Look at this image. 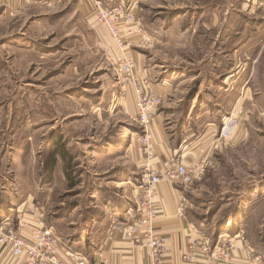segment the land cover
I'll list each match as a JSON object with an SVG mask.
<instances>
[{
  "label": "rangeland",
  "instance_id": "374dc122",
  "mask_svg": "<svg viewBox=\"0 0 264 264\" xmlns=\"http://www.w3.org/2000/svg\"><path fill=\"white\" fill-rule=\"evenodd\" d=\"M131 2L139 3L136 12L140 13L143 33L156 35L160 42L149 47L134 46L129 52L140 53L145 64L150 62L148 66L160 72L169 67L192 75L198 72V80L205 82L206 72L215 71L222 60L224 66L237 63L232 56L234 50L239 62L246 58L252 61L250 68L254 66L256 73L245 90L247 95L244 91L239 94L241 89L237 87L231 93H220L218 87L213 90L218 98L236 93L235 105L224 117L236 116L239 127L218 152H212L214 167L191 185L190 210L214 241L229 235L234 222L239 223L240 217L233 219L238 213L248 216L254 212L241 226H249L252 234L261 232L264 0ZM75 4L76 0H0V187L10 186L9 194L33 198V204L44 208L47 217L65 215L59 223L62 234L68 231L71 220L89 207L94 175L105 171V160L90 155L93 144L89 142H102L107 136L125 131L127 124L132 131L140 132L111 94L116 82L125 87L113 65L117 51L112 54L96 41L94 26L89 25L94 12H88L86 19ZM100 25L117 47L108 30ZM245 44L257 47L255 53L250 50L244 55ZM98 82L104 86L102 91L95 88ZM103 92L106 96L99 104ZM110 157L119 158L115 153ZM51 163L54 166L49 172ZM100 179L104 182L106 178ZM249 195H254V200L250 201ZM75 206L80 208L75 210ZM93 213L98 216L100 211L92 209Z\"/></svg>",
  "mask_w": 264,
  "mask_h": 264
},
{
  "label": "crops",
  "instance_id": "0c3cea01",
  "mask_svg": "<svg viewBox=\"0 0 264 264\" xmlns=\"http://www.w3.org/2000/svg\"><path fill=\"white\" fill-rule=\"evenodd\" d=\"M100 1L110 6L123 3V0ZM131 1L128 0V2ZM75 6L86 16V19H88V12L93 11L90 0H76ZM136 16L139 19L140 13L136 12ZM90 19L92 22H89V25L94 26L91 29L96 41H99L100 45L110 53L116 52V47L111 43L108 34L102 29L96 17L90 15ZM145 36L151 40L152 44L160 42L156 35L152 37L145 32ZM256 48L245 44L242 46V52L246 55L248 51L254 50L255 53ZM129 56L140 68L148 71L155 83V90L162 99L163 110L158 112L153 123L156 153L154 164L159 171L175 160L192 165L205 156L216 129L222 126L224 119L227 118L224 116L231 113L236 97V93H232L221 94V98H218L213 90L218 87L222 90L220 93H231L237 87L241 89L239 94L244 91L243 94L247 95L245 90L249 89L250 82L256 73L254 66L250 68L252 61L246 58L239 62L240 57L235 50L232 56L237 59V63L224 66L225 61L222 60L216 65L215 71L206 72L205 80L207 81L205 82L198 80L201 73L195 72L192 75L185 70L178 72L173 67L163 68L164 70L160 72L156 67L148 66L150 62L145 64L140 53H134L132 50ZM223 72L225 74H222ZM220 75L224 77L221 79ZM193 83L196 85L192 86ZM232 85L235 86L231 87ZM102 87L104 86L98 82V87L95 88L101 90ZM111 94L116 98L117 104L122 107L127 119L133 124L131 117L135 113V97L132 90L121 87L116 82ZM103 96H106V92L99 97L100 100L97 101L99 104ZM215 98L218 100L215 101ZM224 98L225 102L222 101ZM176 116L179 117V121H176ZM129 127V124L125 125V131L121 130L115 135L107 136L102 142H89L90 145L93 144L92 149H89L90 155H98L100 159L105 160V171L102 175H94L92 182L94 189L88 200L90 205L85 211L81 210L79 217L71 220L65 234L59 230V223L65 219V215L53 214L52 218L47 217L44 214V208L37 205L38 203L33 204V198L24 199L19 195L9 194L7 191L10 190V186L0 187V223L14 222L16 228L26 238H32L39 228L52 227L60 237L56 252L64 261H68L73 252H83L89 264H150L145 249L137 248L120 232L110 235L112 225L132 224L135 221L136 208L141 199L137 172L143 161V154L136 140L138 133ZM114 153L119 158L110 157V155L114 156ZM219 156L217 154L216 158L219 159ZM101 177L106 178L104 182L100 181ZM191 187L168 182L161 183L157 187L155 201L158 215L155 231L166 240L165 264H220L211 258L197 257L191 260L188 257L193 240L209 241L213 246L218 241V239L212 240L204 233L202 223L198 221L199 218L190 210L192 207L190 191L191 194L193 192ZM253 193L256 194V192ZM252 197L249 195L250 201L254 200ZM247 205L248 202L244 207L246 208ZM181 206L186 208L183 218L179 214ZM78 208L80 207H74L75 210ZM92 209L99 210L100 214L90 215L89 212ZM73 214L74 211L70 216L72 217ZM252 215L254 212L248 216L253 217ZM248 216L246 213H238L233 219L240 217L239 223L234 222L235 226L228 231L236 249L233 264H253V259L256 257H260L264 262V228H261V232L250 233L249 226L246 224L241 226L246 218H250ZM0 264H19V261L0 248Z\"/></svg>",
  "mask_w": 264,
  "mask_h": 264
},
{
  "label": "built area",
  "instance_id": "2783aa9c",
  "mask_svg": "<svg viewBox=\"0 0 264 264\" xmlns=\"http://www.w3.org/2000/svg\"><path fill=\"white\" fill-rule=\"evenodd\" d=\"M94 16L111 34L116 43L113 65L125 88L132 90L135 97V113L131 122L140 130L137 143L141 147L143 161L142 177L139 182L141 199L136 208V219L132 224H114L110 235L122 233L126 240L137 248L145 249L150 264H165L166 240L155 231L158 211L155 201L157 187L164 182L191 186L200 181L209 168L214 167L212 155L220 150L224 142L232 138L238 125V118L230 115L223 122L219 136L211 142L205 156L192 165L181 161H173L162 171L155 168L156 153L154 149L153 123L162 104V99L155 90V83L147 70L140 68L130 57V49L134 46L149 47L151 40L145 36L141 22L137 19L138 2L119 5H105L100 0H90ZM135 43V44H134ZM213 152V153H212ZM185 206L179 207L183 218ZM60 237L52 227L44 226L35 231L32 238H26L16 226L8 221L0 223V248L7 251L19 264H89L83 252H73L68 261L62 260L56 247ZM250 252V251H249ZM236 249L230 236L223 234L215 246L209 241L196 239L191 242L192 260L197 257L213 259L220 264H233ZM253 264H264L260 257L253 259Z\"/></svg>",
  "mask_w": 264,
  "mask_h": 264
},
{
  "label": "trees",
  "instance_id": "16d2710c",
  "mask_svg": "<svg viewBox=\"0 0 264 264\" xmlns=\"http://www.w3.org/2000/svg\"><path fill=\"white\" fill-rule=\"evenodd\" d=\"M62 148L65 149L64 147H61V149ZM53 166H54L53 163H51L50 168H49V172H50V169L52 170ZM91 212L92 211L90 210V212H89L90 215H91ZM92 215L97 216L95 213H93Z\"/></svg>",
  "mask_w": 264,
  "mask_h": 264
}]
</instances>
